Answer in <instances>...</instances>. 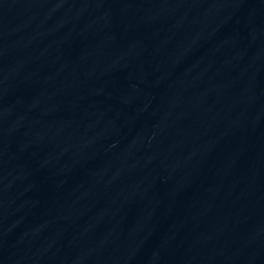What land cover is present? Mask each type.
<instances>
[{
    "label": "water",
    "instance_id": "water-1",
    "mask_svg": "<svg viewBox=\"0 0 264 264\" xmlns=\"http://www.w3.org/2000/svg\"><path fill=\"white\" fill-rule=\"evenodd\" d=\"M0 264H264V0H0Z\"/></svg>",
    "mask_w": 264,
    "mask_h": 264
}]
</instances>
